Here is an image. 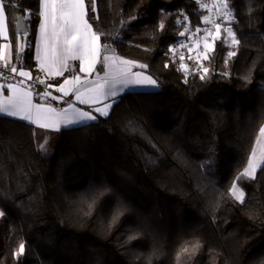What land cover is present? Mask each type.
<instances>
[{
	"label": "trees",
	"instance_id": "trees-1",
	"mask_svg": "<svg viewBox=\"0 0 264 264\" xmlns=\"http://www.w3.org/2000/svg\"><path fill=\"white\" fill-rule=\"evenodd\" d=\"M231 6L241 41L237 55L225 67L228 48L217 42L211 62H204L211 75L201 81L190 74L185 83L168 49L185 25L202 26L205 12L194 0H97L90 15H99L91 22L107 33L101 42L147 64L158 90L126 93L107 117L58 132L0 116V223L6 228L0 264H148L154 248L152 264H175L181 239L202 244L191 264H264V169L254 181L239 182L244 205L227 196L264 120V0H252L251 16L245 0ZM20 8L38 12V0H20ZM6 13L16 63L20 12ZM121 19L130 23L121 27ZM38 23L32 16L28 37H21L27 40L21 62L43 78L33 58ZM118 205L124 214L109 229ZM21 241L25 254L17 260L12 254Z\"/></svg>",
	"mask_w": 264,
	"mask_h": 264
},
{
	"label": "snow or ice",
	"instance_id": "snow-or-ice-1",
	"mask_svg": "<svg viewBox=\"0 0 264 264\" xmlns=\"http://www.w3.org/2000/svg\"><path fill=\"white\" fill-rule=\"evenodd\" d=\"M194 2L199 9L208 11V14L202 15L200 19V23L205 27H196L195 31L187 35L191 43L180 42L179 47L188 50L187 60L193 61L195 67L189 68L185 63V54L179 49L176 47L168 49V52L173 54V62L179 53L177 71L184 73L185 83L190 74H198L201 81L211 75L210 67L204 62H211L217 42L228 48L224 58L225 67L237 55L241 43L237 32L234 31L238 19L235 9L231 6L232 0ZM38 3V12H33L31 9L20 8V0H16L15 3L0 0V38L5 41L0 43V79L5 81L0 83V116L26 121L37 128L58 132L62 128L88 126L89 122L98 119L97 114L107 117L112 107L108 101L130 87H159L157 80L146 74L149 67L147 64L120 57L108 44L101 42L102 38H107V33L96 30L91 22L98 21L99 15H90L97 13V0H87V3L86 0H38ZM245 8L251 16L254 11L252 0H245ZM6 9L20 12L14 17L16 63L12 62L13 45L9 40ZM137 15L132 16L131 20L137 19ZM32 16L39 18L35 62L37 70L44 78L33 77L32 72L25 70L21 62V54L27 45V40L21 42V37H28V21ZM188 19L187 15H183L184 21ZM176 22L179 24L180 20ZM126 23L130 21L125 22L121 19V27ZM159 28L161 30L165 28L163 21L160 22ZM189 31V27L185 25L184 31L179 35L186 36ZM201 32L203 35H198ZM194 51L195 55H192ZM74 62H78V65ZM168 66L165 63L164 67ZM101 71L103 75L100 74ZM222 75L228 76L229 73L224 72ZM57 78H63V81L60 82ZM52 80L56 83L48 82ZM37 85L43 86V91H34ZM50 89L59 95H53ZM261 91H264V87H261ZM36 100L40 102H35ZM52 101L66 106L55 107ZM77 105L86 107L81 108ZM46 144L47 140L38 147L41 155L47 154ZM261 169H264V120L255 135L246 163L231 181L227 196L233 202L244 205L246 193L239 182L245 179L254 181L258 170ZM102 194L97 193L87 202L85 215L92 214L97 198ZM124 211L120 205L113 209L109 229L119 221ZM3 215L4 212L0 211V216ZM132 239H136V235L129 236V240ZM25 248V243L21 241L12 254L13 257L19 260L25 254ZM201 249L202 244L198 239L193 241L181 239L175 252V264H191ZM158 251L154 248L153 253L146 258L148 264H152V259L157 256Z\"/></svg>",
	"mask_w": 264,
	"mask_h": 264
},
{
	"label": "crops",
	"instance_id": "crops-1",
	"mask_svg": "<svg viewBox=\"0 0 264 264\" xmlns=\"http://www.w3.org/2000/svg\"><path fill=\"white\" fill-rule=\"evenodd\" d=\"M207 2H211V0H207ZM204 12H205V15H207L208 14V11L206 10V9H204ZM205 27V25H203L202 24V26L200 27V28H204ZM37 28H38V26H37ZM198 35H203V32H201V33H199ZM36 36H37V30H36V35H35V40H34V44H33V58H34V61H35V46H36ZM9 40H10V36H9ZM21 42H24V39H21ZM0 43H5V41L2 39V38H0ZM184 52H185V55L187 56L189 53H188V50L185 48L184 49ZM192 55H195V51L192 53ZM12 62L13 63H15L14 62V60L12 59ZM74 63H76L77 65H78V62H74ZM185 63H187L189 66L190 65H194V63L192 64L191 62V64L187 61V60H185ZM26 70V69H25ZM135 70H138V69H134V71ZM100 74L101 75H103V72L101 71L100 72ZM147 74V73H146ZM67 75V74H66ZM42 77L44 78V76H43V74H42ZM57 79H59V78H57ZM63 81V78L60 80V82H62ZM5 81H3L2 79H0V83H4ZM49 83H53V84H55L56 83V81L55 80H52V81H48ZM158 90V87H156V88H152V87H130V88H128V89H126L124 92H122V93H120L117 97H115V98H112V99H110L108 102L109 103H111L112 104V107L114 106V104L116 103V101L121 97V96H123L124 94H126V93H130V92H152V91H157ZM50 91H52L53 92V95H59V93H55L54 92V90H52V89H50ZM5 95H7V92H6V90H5ZM35 102H40V101H35ZM52 104H53V106H55V107H58L60 104H58L57 102H55V101H52ZM63 106H66L65 104H61L60 105V107H63ZM78 107H81V108H85L86 106H84V105H77ZM112 107H111V109L109 110V114H110V112H111V110H112ZM97 116H98V119L99 118H105L104 116H99L98 114H97ZM2 117H5V118H9V117H6V116H2ZM9 119H12V120H16V121H20V120H18V119H15V118H9ZM97 119V120H98ZM96 120V121H97ZM21 122H25V123H27V124H29L28 122H26V121H21ZM92 122H95V121H91V122H89V123H92ZM31 125V124H30ZM32 126H34V127H36L35 125H32ZM37 128V127H36ZM40 129V128H39ZM63 129V128H62ZM42 130H44V131H51V130H45V129H42Z\"/></svg>",
	"mask_w": 264,
	"mask_h": 264
},
{
	"label": "rangeland",
	"instance_id": "rangeland-1",
	"mask_svg": "<svg viewBox=\"0 0 264 264\" xmlns=\"http://www.w3.org/2000/svg\"><path fill=\"white\" fill-rule=\"evenodd\" d=\"M190 29V28H189ZM192 31L190 30L189 31V33L188 34H186V36H181L180 37V39H179V42L174 46V47H176L177 49H179V51L180 52H183L184 54H185V52H184V49L185 48H183V49H181L180 47H179V45H180V42H184V43H191V41H189L188 39H187V35H189L190 33H191ZM171 47H173V46H171ZM202 48H203V45L201 44V50H202ZM170 56H171V58L173 59V54L172 53H170ZM185 57H186V60H187V56L185 55ZM175 60H177L178 62H179V53H177V55H176V57H175ZM189 63L191 62L192 64H193V61H190V60H187ZM190 63V64H191ZM5 240H6V228H5V225L3 224V223H0V252H1V249H2V247H3V245H4V243H5Z\"/></svg>",
	"mask_w": 264,
	"mask_h": 264
},
{
	"label": "built area",
	"instance_id": "built-area-1",
	"mask_svg": "<svg viewBox=\"0 0 264 264\" xmlns=\"http://www.w3.org/2000/svg\"><path fill=\"white\" fill-rule=\"evenodd\" d=\"M8 75L11 76L10 73H8ZM16 79H20V78H19V77H16ZM2 80H3V79H2ZM3 81H4V80H3ZM13 82H14V81H13ZM37 87H43V86L37 85L36 88H37Z\"/></svg>",
	"mask_w": 264,
	"mask_h": 264
},
{
	"label": "water",
	"instance_id": "water-1",
	"mask_svg": "<svg viewBox=\"0 0 264 264\" xmlns=\"http://www.w3.org/2000/svg\"><path fill=\"white\" fill-rule=\"evenodd\" d=\"M19 15V14H18ZM16 33V32H15ZM112 49H114V47L110 46Z\"/></svg>",
	"mask_w": 264,
	"mask_h": 264
}]
</instances>
